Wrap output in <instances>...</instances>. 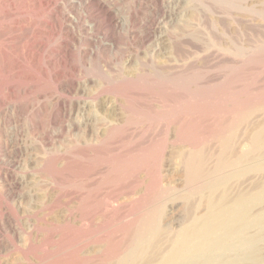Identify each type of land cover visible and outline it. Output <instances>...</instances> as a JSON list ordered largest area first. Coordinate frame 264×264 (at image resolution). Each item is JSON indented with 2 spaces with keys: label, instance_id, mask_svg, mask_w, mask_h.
<instances>
[{
  "label": "bare ground",
  "instance_id": "1",
  "mask_svg": "<svg viewBox=\"0 0 264 264\" xmlns=\"http://www.w3.org/2000/svg\"><path fill=\"white\" fill-rule=\"evenodd\" d=\"M30 1L37 7L38 14L42 13L43 9L48 12L51 8L48 12L49 26L52 30L58 29L66 37L64 41L62 40L63 49H65L62 52L65 55L71 53L70 42L75 40L72 34L73 29L85 31L88 44L92 45L94 42L97 45V52L107 51L110 47L114 48L119 42V31L123 27L134 25L140 10L143 9L147 13L146 9L150 1L153 9L136 36L141 47L155 45L154 48L160 58L164 51L157 47L166 45V24L177 25L174 24L177 20V10H172L166 0H140L138 12L130 13L126 19L117 9V3H123V0H116L115 5L108 0H63L62 6L54 0ZM210 1L221 7H226L225 5L233 7L237 4L235 8L249 14L253 24H246L248 26H245L246 29L243 26L245 31L235 29L234 33L229 34V31L228 34L223 31L221 33L217 25L222 19H212L208 16V7L206 10L204 6L201 8L197 3L192 8L193 21L184 25V39L194 45L193 48L197 46L203 49L202 56L205 57L212 56L210 48L213 44L225 45L223 40L226 38L229 45L216 46L219 56L227 59H242L243 41L253 39L255 42L259 39L260 42L264 39L262 38L264 0H260L262 8L244 7L243 4L248 0ZM205 4L208 6L209 3L207 4L206 1ZM228 14L231 13L228 11ZM198 15L199 18H197ZM134 59L128 58L125 64L116 63L115 67L109 66V74L112 77H121L122 81L129 83L137 79L134 78L136 75L146 74L151 66H154L149 57L137 62V65H134L136 62ZM127 68L131 71L132 77L124 74ZM59 74L60 72L57 75ZM104 84H108V78L104 79ZM57 88L64 91L65 84L58 81ZM11 89L17 90L16 87H10L8 90L11 91ZM239 89L238 100L233 106L232 115L229 116L228 109H223L213 120L205 122L208 124L205 129L208 130L199 142L195 139L196 136H191L190 139L185 134L186 127L184 128L180 122L179 110L172 106L166 123L156 127L146 125L134 128L132 126L134 122L132 119L136 115H138L136 118L141 117L140 114L143 113H136L137 111L131 108V102L127 96L125 98L130 106L127 112L131 115H128L121 124L115 122V111L106 109L107 111L100 112V116L87 111L78 112L80 116V119L77 117L80 120L78 127L84 133L83 135L89 130L95 131H93L95 142L94 140L91 144L83 142L81 146L83 153L106 149L114 136L121 133H131V135L136 134L142 137L150 131L148 135L155 136L151 141L153 145L150 159L129 160L123 165L113 167L107 165L105 170L97 171L99 173L96 175L92 174V168L87 169L83 175V194L79 195L64 189L65 183L68 182L66 177L68 158L51 157L54 150L46 144L47 141L50 142L48 137L53 135L52 133L60 136L67 132V127L64 126L66 122L57 131L53 129L54 132L50 130L46 132L45 146L48 148L41 159L36 153L35 146L29 141H25L27 144L23 142L21 147L19 143H16L10 156H15L14 159L19 160L17 164L19 173L3 174L0 169V182L3 185L0 190V264H264L262 248L264 243V123L257 126L258 128L254 129L252 134L248 133L251 135L250 139L248 138L249 150H239V141L244 128L252 121H250L252 111L246 113L247 105L242 97V89L240 87ZM14 91L11 92L13 95ZM23 91L26 92L27 89ZM101 93L100 88L95 96L99 97ZM64 105L66 109H62ZM55 106V111L45 112L49 124L60 120L64 122L74 117L73 111L67 108L66 101L58 100ZM15 111L17 114H23L20 108ZM262 112L264 113V109ZM2 113L1 106L0 115ZM41 117V112L37 110L28 114L31 123L29 134H34L33 129L38 127L36 121ZM18 132V135L14 134V141L17 140L21 131ZM208 140L215 142L214 151L200 149V145ZM183 141L188 143L190 150L174 151L166 160L165 153L169 143L177 144ZM61 160L63 169L60 175L65 183L63 182L64 187L59 190L57 199L53 201V197L47 190L42 192L43 196L38 194L40 180L52 176V172ZM13 162L15 163L14 160ZM167 162L172 166L176 163L179 165L181 187L172 185L173 174L164 176ZM124 170L131 172L133 176L131 182L118 185L119 191L116 189L113 192L114 178L122 179ZM105 185L107 188L108 185L112 186L106 195L101 198L98 195L96 197V192L98 194ZM121 196H124V202L120 200ZM71 201H78L79 206L85 211L84 220L89 221V224L84 225L85 234L79 252L88 250L97 243H104L106 246L104 250L85 255L78 254L72 258L62 253L64 241L56 242L54 239L57 230L55 212L60 208L66 210ZM177 204L182 206L186 218L180 229H174L165 222L169 219L167 218L168 205ZM87 208L90 209L86 211ZM200 209L201 212L203 210L201 214ZM92 210L94 213L100 211L109 212L111 215L119 214L117 220L120 226L114 240L103 241L98 238V234H95V230V232L89 231L92 228L93 216L90 212ZM70 213V211L66 213L64 221H68ZM64 231L61 229V238L64 237Z\"/></svg>",
  "mask_w": 264,
  "mask_h": 264
},
{
  "label": "rangeland",
  "instance_id": "2",
  "mask_svg": "<svg viewBox=\"0 0 264 264\" xmlns=\"http://www.w3.org/2000/svg\"><path fill=\"white\" fill-rule=\"evenodd\" d=\"M54 1H57L58 4L60 3V6L64 3L63 0ZM108 1L115 5L114 2L116 0ZM166 1H168V5H171L172 10H177V20L174 21V24L177 25L166 24V45L157 47L164 51L159 58V53L154 48L155 45L143 48L136 37L140 29H142V23L147 20L153 9L151 1L148 4L149 7L147 6V13L143 9L140 10L137 22L134 25L123 27L118 34V44L114 48L110 47L107 51L101 50V52H97V45L94 42L92 45L88 44L85 31L73 29L72 34L75 36L76 41L70 42V57V54H63L65 51L63 49V41L66 37L58 29H53L56 30L53 31L49 26L50 17L48 12L51 8H49L48 12L43 9L42 13L38 14L37 7L33 6L34 4L30 0H0V107L2 106L3 110L0 115V169L3 174L6 172L8 174L11 173V175L19 173L17 165L19 160L14 159L15 156H10L16 143H19V147H21L23 142L27 144L25 141H29L31 145L35 146L36 153L40 159L44 156L48 147L53 149L54 153H52L51 157L68 158L69 165L66 173L68 182L65 183L61 179L60 171L63 169V161L61 160L52 172V176L50 175L40 180L41 184L38 194L40 193L43 196L44 193L42 192L47 190L53 197V201H55L59 190L64 187L63 182L66 184L64 189L75 192L78 195L83 194V175L87 169L92 168V174L96 175L103 169L105 170L107 165L113 167L123 165L129 160L150 159L153 145L151 141L155 138L153 135H148L150 131L142 137L136 134L131 135V133H121L114 136L106 149L95 152L89 151L90 153L82 152L81 146L83 142H89L90 144L93 140L95 142L93 138L95 131L89 130L83 135L84 133L78 127L80 126V116L77 113L87 111L100 116V112H104L107 109L108 111H115V122L121 124L128 115H131V113L127 112L130 106L125 96L129 97L131 108L137 111L136 113H143L140 114L141 117L136 118L138 117L136 115L132 119L134 120V122L132 121L134 128L146 125L153 127L164 125L172 106L179 110L180 122L184 128L186 127L184 130L185 134L190 139L191 136H196L195 139L199 142L208 130L205 129L208 126L205 122L213 120L218 116L219 111L223 109H228L229 116L232 115L233 106L238 100L240 87L242 89V97L247 105L245 106L246 113L252 111V117L250 118V121H252L251 124L249 122L250 125L247 124L245 126L238 148L242 151L249 150L250 141L248 138L250 139L251 135H248V133L251 132L252 134L254 129L258 128L257 126L264 123V113L262 112V109H264V44H262L264 39H261L260 42L259 39L255 40V42L252 39V43L251 41H243L244 54L242 59H227L223 56L221 57V55L219 56L216 49L218 47L216 46L220 47L221 44L217 43L210 48L212 56L203 57L204 50L200 47L199 49L197 46L198 49L196 47L193 48L194 45L183 37L184 25L193 21L192 8L195 4L198 3L199 7L203 8L204 6L205 9L208 7V16L212 19H222L221 23L217 25L218 31L221 33L222 31L225 33L229 31V34L231 32L234 33L235 29L245 31L248 27L247 25L253 24L249 14L239 8H235L237 4L233 7L227 5H225L226 7H221L210 0ZM206 1L207 4L209 3L208 6L205 4ZM117 4L119 13L126 19L130 13L138 12L140 0H123V3ZM210 5L213 8H209L211 7ZM243 6L262 8V2L260 0H248ZM224 9L231 14H228V11L225 12ZM213 10L215 12H212ZM226 15L230 18H227ZM199 17L198 15L197 18ZM240 20L242 23L239 22ZM243 26L244 28L245 26L247 27L243 29ZM224 40L223 42L226 44L222 45L227 46L228 40L226 38ZM148 57L154 66H151L146 74H135L134 78L137 79L132 82L125 83L121 80V77H112L109 74V66L115 67L116 63L125 64L128 58H135V65L139 61L148 59ZM59 72L60 74L57 75ZM130 72L127 68L124 74L132 77ZM106 78H108V84L105 85L104 79ZM58 81L65 84L64 91L67 88L66 92L57 88ZM10 87H16L18 91H14V89L9 91ZM100 88L102 93L99 97H96L95 93L99 92ZM24 89H27V91L24 92ZM12 91H14V95L11 93ZM58 100L67 102V108L73 111L74 114L72 113V115L74 117L67 121L64 120V122L60 120L61 122L56 121L54 124H49L46 117L47 113L45 114V112L47 110L48 113L55 111V103ZM63 107L62 109H66L65 105ZM19 108L23 111L22 115L17 114L15 111ZM33 110L40 111L42 117L36 121L38 127L33 129L34 134H29L31 123L28 114ZM229 116H226V118H230ZM63 124L67 127V132L60 136L52 133L53 135L48 137L50 142H46L48 147L45 146L46 132L48 130L52 132L53 129L57 131ZM16 129L21 132L17 140L14 141V134L18 135L19 133ZM202 148H205L208 152L209 150L214 151L216 144L213 140H208L200 145V149ZM179 150L189 151L190 146L186 141L177 144L170 142L166 149L165 159L167 160L174 151ZM22 159L24 160V158ZM180 171L181 169L177 163L173 166L168 163L164 169V176L168 177V175L173 174L172 185L181 187L182 178ZM124 172L122 179L114 178V184L112 185H115V188L112 189L113 192L116 189L119 191L118 185L131 182L133 177L131 172L125 170ZM2 186V182H0V190ZM108 186L107 188L105 185L98 194L96 192V197L98 195L101 198L106 195L111 188L110 185ZM123 199L125 201L124 196H121L120 200L122 202H124ZM89 209L87 208L86 211ZM68 211L71 212L68 221H64V216ZM92 211H90L93 216L91 218L92 228L89 231L95 230V234H98V238L103 241L114 240L120 226L117 220L119 214L111 215L109 212L100 211L95 213L93 211L92 214ZM84 212L78 201H71L66 210L60 208L55 212L57 230L54 239L56 242L64 241L62 253L67 257L72 258L78 254L85 255L90 252L96 253L106 247L104 243H97L92 248L79 252L85 234L84 225L89 224V221L84 220ZM202 212L200 209L199 213L201 214ZM167 218L169 219L165 222L174 229H180L186 221L183 208L178 204L175 206L168 205ZM65 222L67 223L65 224ZM63 225L65 226L63 227ZM61 229L65 230L62 238ZM262 248L264 255V243Z\"/></svg>",
  "mask_w": 264,
  "mask_h": 264
}]
</instances>
